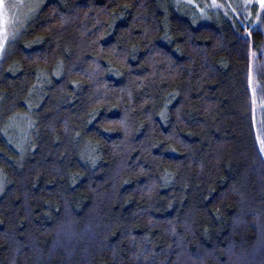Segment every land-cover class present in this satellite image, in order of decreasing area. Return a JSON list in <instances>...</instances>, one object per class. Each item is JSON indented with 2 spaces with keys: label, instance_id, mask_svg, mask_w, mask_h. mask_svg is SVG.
Listing matches in <instances>:
<instances>
[{
  "label": "trees",
  "instance_id": "1",
  "mask_svg": "<svg viewBox=\"0 0 264 264\" xmlns=\"http://www.w3.org/2000/svg\"><path fill=\"white\" fill-rule=\"evenodd\" d=\"M35 1L0 53V264H264L257 2Z\"/></svg>",
  "mask_w": 264,
  "mask_h": 264
},
{
  "label": "rangeland",
  "instance_id": "2",
  "mask_svg": "<svg viewBox=\"0 0 264 264\" xmlns=\"http://www.w3.org/2000/svg\"><path fill=\"white\" fill-rule=\"evenodd\" d=\"M211 1L216 6V0ZM249 1L251 0H244V3ZM253 1L257 2V7L252 27L262 34V45L258 50H251L249 53L247 87L256 140L264 159V99H261L263 96L259 91L260 79L263 78L264 74V4H262V0ZM35 2V0H0V3L3 4V10L7 13L6 16L0 18V38L10 35L9 28L16 26L22 18H26V15L32 12ZM203 12L205 13L204 9H200V13L203 14ZM0 43L4 47L5 40L0 39ZM3 47L0 48V53Z\"/></svg>",
  "mask_w": 264,
  "mask_h": 264
},
{
  "label": "snow or ice",
  "instance_id": "3",
  "mask_svg": "<svg viewBox=\"0 0 264 264\" xmlns=\"http://www.w3.org/2000/svg\"><path fill=\"white\" fill-rule=\"evenodd\" d=\"M262 4H264V0H262ZM6 15H7L6 11L3 10V4L0 3V18L4 17V16H6ZM5 22H6V21H5ZM0 39L7 40V36L5 35V36H3V37L0 38ZM2 47H3V44L0 43V48H2Z\"/></svg>",
  "mask_w": 264,
  "mask_h": 264
}]
</instances>
